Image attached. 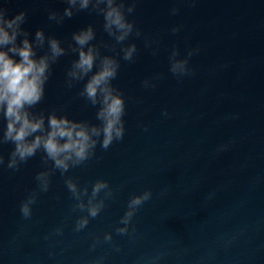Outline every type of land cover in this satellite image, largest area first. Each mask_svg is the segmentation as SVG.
Instances as JSON below:
<instances>
[{"label": "water", "instance_id": "water-1", "mask_svg": "<svg viewBox=\"0 0 264 264\" xmlns=\"http://www.w3.org/2000/svg\"><path fill=\"white\" fill-rule=\"evenodd\" d=\"M131 3L124 0V10L134 31L120 44L91 6L56 23L48 13L62 14L63 0H6L9 16L26 11L30 38L42 28L65 49L32 111L99 123V105L80 96L85 81L66 83L78 55L72 33L91 24L98 60L112 56L120 64L112 85L125 99V132L63 174L42 150L10 169L14 145L0 144V264H264V0H135L129 14ZM130 43L137 50L129 61L122 49ZM36 50L48 54L47 39ZM173 50L178 58L196 50L190 74L170 71ZM40 171L50 174L46 192ZM69 179L87 188L83 210ZM97 179L109 187L95 197L103 207L90 217ZM145 190L151 198L123 224L129 200ZM33 194L24 217L21 203Z\"/></svg>", "mask_w": 264, "mask_h": 264}, {"label": "clouds", "instance_id": "clouds-1", "mask_svg": "<svg viewBox=\"0 0 264 264\" xmlns=\"http://www.w3.org/2000/svg\"><path fill=\"white\" fill-rule=\"evenodd\" d=\"M67 5L63 13L50 10L48 19L62 23L65 18H71L75 11L88 9L90 6L103 14L104 30L113 36L117 43L122 44L134 31V23L129 20L124 10V0H63ZM6 0H0V144L14 145L7 167L17 169L22 162L33 157L42 150L47 160L52 162L53 169L61 174L70 167L80 165L94 155L97 144L108 149L114 140L123 139L125 132L124 113L125 99L121 92L112 85L118 74L120 64L112 56H104L98 60L99 53L91 41L95 39V29L89 24L72 33V39L77 45L78 55L67 71V86L74 81L84 80L80 96L93 106H97L96 119L98 124L85 120L72 119L66 114L51 111L45 116L32 109L45 96L46 84L51 75L53 61L63 56L65 49L56 37H47L42 28H37L34 36L22 27L27 13L20 10L9 16L4 6ZM135 0L127 7V13H132ZM173 8L172 12L175 13ZM179 29L173 27L172 31ZM140 35L139 29H135ZM47 39L48 54L37 55L36 46H43ZM136 44L130 43L122 49L123 59L132 60L136 52ZM196 50H189L188 55L178 58V51L173 50L170 56V71L177 76L190 74L188 57ZM95 68V71L93 69ZM87 79L85 80V78ZM144 86H148L145 80ZM5 163L0 155V166ZM47 171L36 175L41 191L49 188ZM66 185L72 196L79 201L78 207L83 210L82 195H87L85 188L79 190L76 182L69 179ZM109 187L108 181L97 179L91 188L88 199V216L96 217L103 203H94L95 197ZM110 194V193H109ZM151 190H145L141 195L133 196L128 202V211L122 217V223L127 225L134 210L151 198ZM35 195H30L21 203L20 211L24 217H29ZM88 223L87 217L78 219L76 230L84 228ZM127 229H118L125 232ZM106 240L111 237L105 236ZM94 264H100L99 261Z\"/></svg>", "mask_w": 264, "mask_h": 264}]
</instances>
